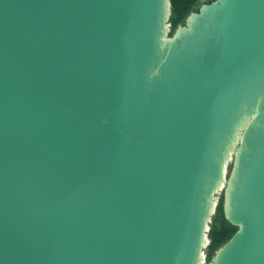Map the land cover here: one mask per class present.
Here are the masks:
<instances>
[{"label": "water", "instance_id": "1", "mask_svg": "<svg viewBox=\"0 0 264 264\" xmlns=\"http://www.w3.org/2000/svg\"><path fill=\"white\" fill-rule=\"evenodd\" d=\"M169 12L0 0V264H264V0Z\"/></svg>", "mask_w": 264, "mask_h": 264}, {"label": "trees", "instance_id": "2", "mask_svg": "<svg viewBox=\"0 0 264 264\" xmlns=\"http://www.w3.org/2000/svg\"><path fill=\"white\" fill-rule=\"evenodd\" d=\"M200 0H169L170 12L168 22L170 23V32L177 27V25L184 22L186 16L191 12L197 10L196 7ZM210 2V1H209ZM223 194L218 199L211 220L208 224V231L206 232L209 240L205 247V261H209L215 251L224 244L237 230V227L231 225L223 215Z\"/></svg>", "mask_w": 264, "mask_h": 264}, {"label": "rangeland", "instance_id": "3", "mask_svg": "<svg viewBox=\"0 0 264 264\" xmlns=\"http://www.w3.org/2000/svg\"><path fill=\"white\" fill-rule=\"evenodd\" d=\"M209 1H211V0H200L199 1V4L197 5V7H196V9L197 8H199V6H201L203 3H207V2H209ZM198 10V9H197ZM197 10H195V11H197ZM192 12V11H191ZM190 14V13H189ZM188 14V15H189ZM187 15V16H188ZM187 16H186V18H187ZM185 18V19H186ZM185 19H184V21H185ZM170 24V23H169ZM182 24H184V22L183 23H181V24H179V25H182ZM179 25H177V26H179ZM177 28V27H176ZM175 28V29H176ZM174 29V30H175ZM171 30V29H170ZM173 30V31H174ZM230 167H231V160L228 162V164H227V166H226V169H225V179H226V176H227V174H228V172H229V170H230ZM223 194V192H222V190H219V191H217L216 193H215V199H216V204H217V202H218V199L220 198V196ZM216 206V205H215ZM222 206H224L223 204H222ZM215 209V208H214ZM213 212H214V210H213ZM213 214V213H212ZM224 215V214H223ZM212 216V215H211ZM210 220H211V217H210ZM210 222V221H209ZM209 224V223H208ZM208 229H209V227L207 226V231H208ZM206 238H207V235H206ZM208 239H207V242H205V245H204V249H203V257H204V260H205V247H206V245H207V243H208ZM204 262H206V261H204ZM204 264V263H203Z\"/></svg>", "mask_w": 264, "mask_h": 264}, {"label": "built area", "instance_id": "4", "mask_svg": "<svg viewBox=\"0 0 264 264\" xmlns=\"http://www.w3.org/2000/svg\"><path fill=\"white\" fill-rule=\"evenodd\" d=\"M206 242H207V239H206ZM205 245V244H204Z\"/></svg>", "mask_w": 264, "mask_h": 264}]
</instances>
